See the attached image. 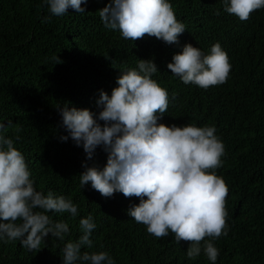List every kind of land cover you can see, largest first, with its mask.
I'll use <instances>...</instances> for the list:
<instances>
[{
  "label": "trees",
  "instance_id": "1",
  "mask_svg": "<svg viewBox=\"0 0 264 264\" xmlns=\"http://www.w3.org/2000/svg\"><path fill=\"white\" fill-rule=\"evenodd\" d=\"M108 3L88 0L81 5L84 13L69 8L54 16L44 0H0V134L13 139L38 191L63 195L78 206L75 217L48 213L70 231L63 240L49 234L39 251H28L19 240H0V264H63L61 249L79 239V221L89 214L97 227L93 247L82 252L106 251L115 264H211L203 250L189 259L188 242L178 244L172 234H148L127 214L138 198L120 192L106 198L91 183L82 188V164L102 170L107 153L98 146L88 160L82 146L60 139L68 133L58 106L98 114L100 91L111 95L121 71L139 70V60L156 64L152 79L169 94L159 123L215 126L224 145L222 167L215 171L229 189L228 234L212 241L219 251L215 264H264V8L241 21L224 11V0H169L186 29L178 43L166 44L148 35L124 39L105 28L98 10ZM189 43L205 55L221 45L231 64L226 83L202 89L172 75L167 64ZM9 120L13 127H7Z\"/></svg>",
  "mask_w": 264,
  "mask_h": 264
},
{
  "label": "clouds",
  "instance_id": "2",
  "mask_svg": "<svg viewBox=\"0 0 264 264\" xmlns=\"http://www.w3.org/2000/svg\"><path fill=\"white\" fill-rule=\"evenodd\" d=\"M87 2L44 0L54 16L65 15L69 8L84 13L81 5ZM262 8L264 0H224V11L241 21ZM98 14L105 28L118 30L132 41L148 35L174 44L186 29L169 0H109ZM54 59L61 63L59 57ZM167 68L185 85L208 89L227 82L231 64L219 43L207 55L189 43L173 55ZM138 69L121 71L111 95L100 91L97 106L102 110L98 114L67 104L58 106L62 127L68 133L60 139L66 142L70 137L76 146L83 147L88 160L98 146L107 153L102 170L82 164V188L91 183L106 198L116 192L125 198H138L139 204H131L127 214L145 225L148 234L157 239L172 234L176 243L188 242L189 259L203 250L215 264L219 251L212 241L228 234L229 189L215 171L222 167L224 145L215 134V126L159 123L168 110V91L152 79L158 72L152 60H139ZM7 127H13L11 120ZM4 128L0 123V130ZM30 175L13 139L0 134V240H19L31 252L39 251L49 234L63 240L70 231L66 222H55L48 213L75 217L78 206L71 198L38 191ZM79 227V239L68 240L61 249L63 264H115L106 251L82 252V248L93 247L90 237L97 225L91 214L80 219Z\"/></svg>",
  "mask_w": 264,
  "mask_h": 264
}]
</instances>
